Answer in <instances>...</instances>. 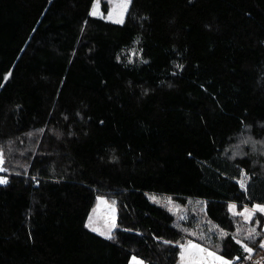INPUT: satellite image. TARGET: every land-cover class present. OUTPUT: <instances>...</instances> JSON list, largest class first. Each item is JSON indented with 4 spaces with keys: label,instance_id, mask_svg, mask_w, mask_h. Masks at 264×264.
I'll use <instances>...</instances> for the list:
<instances>
[{
    "label": "trees",
    "instance_id": "1",
    "mask_svg": "<svg viewBox=\"0 0 264 264\" xmlns=\"http://www.w3.org/2000/svg\"><path fill=\"white\" fill-rule=\"evenodd\" d=\"M93 2L0 0V264H177L149 192L204 200L224 260L262 256L263 215L247 240L229 206L264 205V0ZM103 193L111 238L86 225Z\"/></svg>",
    "mask_w": 264,
    "mask_h": 264
},
{
    "label": "rangeland",
    "instance_id": "2",
    "mask_svg": "<svg viewBox=\"0 0 264 264\" xmlns=\"http://www.w3.org/2000/svg\"><path fill=\"white\" fill-rule=\"evenodd\" d=\"M104 3L107 7L106 12L103 11L102 8ZM123 3L124 0H94L90 13L92 15L100 16L113 22L123 21L129 7L130 0L127 3L126 9L121 7ZM132 55L134 54L131 53V56ZM30 135L35 136L34 133H30ZM0 169H2L1 165ZM2 171L3 169L0 170V172ZM249 180V175L246 172L241 171L240 177L237 179V181L242 189L247 188ZM241 181H243L244 183L243 187L241 186ZM148 196L151 200L167 207L168 210H170L174 214L177 225L181 227L182 230L186 233V235L178 240L177 243L179 248L177 264L218 263V261H216L213 257L208 256V252H213L216 256H220V254L215 250V248H213L212 243L210 244L209 239L206 237L208 236V234H213V237L215 238L220 237L223 236L222 233H224V231H222L220 228H217L213 223H211L208 219H206L205 216L201 214L204 209V200L198 198H186L185 202L182 203L176 200L172 195L149 192ZM231 205L234 204H230V206ZM256 205L264 206L261 203H255L252 206L246 205L242 208L236 206L234 210L230 209V213L231 215L236 216L239 215V213L244 212L245 209L252 210ZM256 213L263 215L264 219V213L258 211L252 213L250 219H246L247 213H245L244 216L239 215L238 232L244 231L249 233V231L253 228L257 230V223H255L254 225L250 223L253 215H255ZM86 225L91 230L95 228V232L103 236L111 235V232L114 230V228H116L115 199L112 197V195H106L105 193H103L99 196L97 204L91 210L87 218ZM261 228L264 235V222L262 223ZM262 240H264V237ZM189 242L198 245L199 248H203L205 249V251L200 252L199 249L191 248ZM241 242L243 241L241 240ZM139 262H142V264H149L147 260L136 255L131 256L129 264H139Z\"/></svg>",
    "mask_w": 264,
    "mask_h": 264
},
{
    "label": "snow or ice",
    "instance_id": "3",
    "mask_svg": "<svg viewBox=\"0 0 264 264\" xmlns=\"http://www.w3.org/2000/svg\"><path fill=\"white\" fill-rule=\"evenodd\" d=\"M128 2H129V0H124V3L121 5V7H123V8L126 9V7H127V3H128ZM116 22H122V21H116ZM3 162H4V161H3V156H2V154H0V165H2ZM0 170H2V169H0ZM4 183H7L6 179H4V178H0V184H4ZM241 186H242V187L244 186L243 181H241ZM235 208H236L235 205H231V206H230V209H231V210H234ZM257 211H258V212H261V213H264V206L256 205V206H254V208H253L252 210L245 209V211L239 213V215L244 216L245 213H247L246 219H250L252 213L257 212ZM93 231H96V229L93 228ZM222 235H226V234H225V233H222ZM258 235H259V233L256 232V229H255V228H253V229H251V230L249 231L248 236H247L246 239H247V240H252L254 236H258ZM109 238H111V237L109 236ZM237 243H241V241H237ZM189 245H190L191 248H193V249H199L200 252H204V251H205V249H203V248H199L198 245L192 244L191 242H189ZM243 247H244V250H245L247 253H251V252L253 251V249H252L251 247H248L247 244H244ZM260 247H261V248H264V240H262V241L260 242ZM208 256L213 257L216 261H219L220 264H232V262H229V261H227V260H224V259H223L222 257H220V256H216L215 253H213V252H208ZM182 258H183V253H182ZM245 258L248 259V258H250V257H245ZM236 259H239V258H236ZM139 264H142V262H139Z\"/></svg>",
    "mask_w": 264,
    "mask_h": 264
},
{
    "label": "built area",
    "instance_id": "4",
    "mask_svg": "<svg viewBox=\"0 0 264 264\" xmlns=\"http://www.w3.org/2000/svg\"><path fill=\"white\" fill-rule=\"evenodd\" d=\"M264 258V252L262 253V256L260 255H255V257H251L250 259H233V260H229V262H232V264H261L262 260ZM217 264H220V262L218 261Z\"/></svg>",
    "mask_w": 264,
    "mask_h": 264
},
{
    "label": "crops",
    "instance_id": "5",
    "mask_svg": "<svg viewBox=\"0 0 264 264\" xmlns=\"http://www.w3.org/2000/svg\"><path fill=\"white\" fill-rule=\"evenodd\" d=\"M223 258V257H222ZM224 259V258H223Z\"/></svg>",
    "mask_w": 264,
    "mask_h": 264
}]
</instances>
